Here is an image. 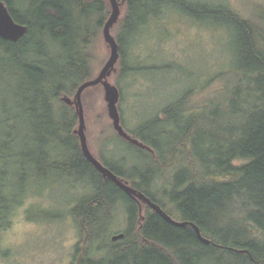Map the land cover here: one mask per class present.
<instances>
[{"label":"trees","instance_id":"trees-1","mask_svg":"<svg viewBox=\"0 0 264 264\" xmlns=\"http://www.w3.org/2000/svg\"><path fill=\"white\" fill-rule=\"evenodd\" d=\"M3 1L27 31L17 41L0 35V163L13 167L0 166V236L28 195L60 186L74 192L85 183L87 194L70 197L79 232L76 262L264 264V4L246 17L230 4L118 0L124 13L111 29L120 51L113 73L122 80L147 68L135 45L168 7L197 23L214 20L230 28L229 72L203 88L194 83L134 130L119 107L123 127L143 145L117 131L116 138L136 152L139 164L125 168L95 155L174 219L194 222L207 242L192 225H174L127 193L83 153L74 99L78 87L96 77L93 48L104 37L111 1ZM216 78L221 86L195 103L194 93ZM118 208L128 224L124 238L113 241L109 233Z\"/></svg>","mask_w":264,"mask_h":264},{"label":"rangeland","instance_id":"rangeland-1","mask_svg":"<svg viewBox=\"0 0 264 264\" xmlns=\"http://www.w3.org/2000/svg\"><path fill=\"white\" fill-rule=\"evenodd\" d=\"M194 1L230 4L246 17L253 15L257 4H264V0ZM167 10V17H155L153 23L144 28L147 37L140 38L139 45H135L136 56L144 62L141 66L147 68L122 80L117 71L109 77L113 84L120 82L123 87L119 107L130 130H134L139 122L154 117L194 83L203 88L216 75L229 72L233 63L232 34L227 25L214 20L197 23L172 7ZM123 13L121 10V17ZM110 54L108 43L100 35L93 48L94 75L97 76ZM220 86L221 79L212 80L205 90L194 93L193 101L203 103ZM82 99L86 112V135L93 154L99 158L104 154L108 160L125 168L139 164L136 152L116 138L103 85L87 89ZM0 166L13 169L3 163ZM69 187L44 189L45 194L42 195L30 194L14 210L11 226L1 232L0 264H70L75 260L79 232L70 210L75 200L70 201V197L75 196L74 192L78 196L87 194L90 188L79 183L73 192ZM127 224L125 211L118 208L110 238L124 231Z\"/></svg>","mask_w":264,"mask_h":264},{"label":"water","instance_id":"water-1","mask_svg":"<svg viewBox=\"0 0 264 264\" xmlns=\"http://www.w3.org/2000/svg\"><path fill=\"white\" fill-rule=\"evenodd\" d=\"M113 11L106 22L104 26V38L106 42L109 44L111 49V54L109 59L106 61L100 72L97 74L96 77L89 79L87 81H84L79 87L75 95L74 102L78 108L79 115H80V125L78 129V134L81 139V146L83 153L88 158V160L107 178H110L113 180L119 187H121L123 190H125L127 193L135 196L138 200H142L145 203H147L151 208L156 210L159 214L162 215L164 219L171 222L174 225L177 226H186V225H192L196 232L198 233L199 237L203 239L204 241L208 242V239L203 238L201 235L199 227L194 223L190 221H181L174 219L172 216H170L158 203L153 201L149 196H147L145 193L137 190L132 185L128 184L127 182L123 181L114 171H112L109 167H107L103 162H101L91 151L88 139L86 135V120H85V112H84V105H83V92L89 88L93 87L99 84H102L105 91V99L107 101L109 116L111 117L113 121L114 128L116 131L128 139L129 141L136 143L138 145H143L138 139L132 138L129 133L125 130V128L122 125L121 121V113L119 110V101L121 98V92L117 85L113 84L109 77L112 75L113 71L115 70L116 64L119 61L120 58V51H119V43L116 39V37L112 33V27L114 24L118 21L120 14H121V8L119 5L118 0H110ZM27 31V26L21 23H18L13 15L10 12V9L5 1L0 0V35L4 38L17 41L21 36L25 34ZM68 101H72L70 98H67ZM125 233L124 232H118L114 235H112V240L116 241L119 239L124 238Z\"/></svg>","mask_w":264,"mask_h":264},{"label":"flooded vegetation","instance_id":"flooded-vegetation-1","mask_svg":"<svg viewBox=\"0 0 264 264\" xmlns=\"http://www.w3.org/2000/svg\"><path fill=\"white\" fill-rule=\"evenodd\" d=\"M70 264H81V263L76 262V261H73V262H71Z\"/></svg>","mask_w":264,"mask_h":264}]
</instances>
